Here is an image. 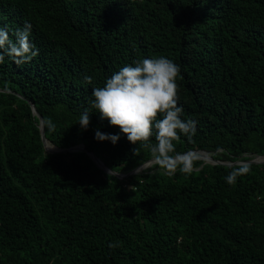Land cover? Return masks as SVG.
<instances>
[{
    "label": "trees",
    "instance_id": "obj_1",
    "mask_svg": "<svg viewBox=\"0 0 264 264\" xmlns=\"http://www.w3.org/2000/svg\"><path fill=\"white\" fill-rule=\"evenodd\" d=\"M25 23L39 54L0 63V264H264V163L201 154L264 156V0H0L10 39ZM156 57L179 66L181 119L196 122L175 152H199L190 173L158 161L120 179L87 151L122 174L155 157L100 118L92 90ZM32 103L49 150L87 151L47 152Z\"/></svg>",
    "mask_w": 264,
    "mask_h": 264
},
{
    "label": "clouds",
    "instance_id": "obj_2",
    "mask_svg": "<svg viewBox=\"0 0 264 264\" xmlns=\"http://www.w3.org/2000/svg\"><path fill=\"white\" fill-rule=\"evenodd\" d=\"M31 28L30 23H25L23 28L15 31L13 40L7 29L0 27V63L4 61L5 55L15 63L22 64L39 54L29 39ZM179 73V66L166 57L135 61L107 78L103 87L93 88L91 107L100 114L102 120L106 119L111 126L118 127L131 144L145 142L144 146L150 148L167 172L173 173L179 167L181 172L190 173L196 159L191 152L197 151L179 154L175 152L174 144L181 135L191 139L196 132L195 121L181 119L183 109L177 104L176 83ZM84 80L92 83L89 76H85ZM78 123L86 130L90 123V112L86 110L82 113ZM154 130L156 143L150 144ZM95 138L116 144L120 134H103L97 130ZM239 163L246 164V161ZM247 171L246 167L233 170L226 176V182L234 183L238 176ZM118 246L117 243L108 245L110 249Z\"/></svg>",
    "mask_w": 264,
    "mask_h": 264
},
{
    "label": "water",
    "instance_id": "obj_3",
    "mask_svg": "<svg viewBox=\"0 0 264 264\" xmlns=\"http://www.w3.org/2000/svg\"><path fill=\"white\" fill-rule=\"evenodd\" d=\"M31 105H32V109H33L34 114L38 115V117L40 118V130H41L42 141L44 143V146H45V149H46L47 152H52L53 153V152L87 151V149L84 146H82V145H77V146H74V147H71V148H64V149H61V148H58L57 147V149L49 150L46 147V144L48 142V139L46 138L45 121H44L43 117L39 114V112L37 111L35 105L33 103ZM87 152L92 157V159L94 160V162L100 168H102L103 170H105L107 173H110V174H113V175L118 176L120 179H123L125 177H128L129 175H133V174L139 173V171L141 170V168L144 165L148 164V163L158 162L156 159H152V160L144 163L143 165L137 167L136 169H134L133 171L129 172L128 174H122V173H119V172H116V171H113L112 169H110L94 152H92V151H87ZM197 152H199V151H197ZM258 157H260V156H258ZM205 162L206 163H211V164L223 163V164H228V165L240 164L239 162H232V163L226 162L225 163V162H222L220 160L214 159V157L212 155H211L210 161H205ZM246 162L247 163H264V161H256L255 159H250V160H248Z\"/></svg>",
    "mask_w": 264,
    "mask_h": 264
},
{
    "label": "bare ground",
    "instance_id": "obj_4",
    "mask_svg": "<svg viewBox=\"0 0 264 264\" xmlns=\"http://www.w3.org/2000/svg\"><path fill=\"white\" fill-rule=\"evenodd\" d=\"M47 144L50 145V146H52V147H55V146H53L49 141L47 142ZM201 154L203 155V158H204L206 161H210L208 155H206V154L203 153V152H201ZM262 159H264L263 156H260V157H256V158H255L256 161H259V160H262ZM149 164H152V163H148V164L144 165L142 168H144L145 166H147V165H149ZM142 168H141V169H142Z\"/></svg>",
    "mask_w": 264,
    "mask_h": 264
},
{
    "label": "rangeland",
    "instance_id": "obj_5",
    "mask_svg": "<svg viewBox=\"0 0 264 264\" xmlns=\"http://www.w3.org/2000/svg\"><path fill=\"white\" fill-rule=\"evenodd\" d=\"M149 170H150V169H149ZM149 170H147V171H149ZM156 171H157V170H153V172H156ZM140 172H142V171H139V173H140Z\"/></svg>",
    "mask_w": 264,
    "mask_h": 264
}]
</instances>
